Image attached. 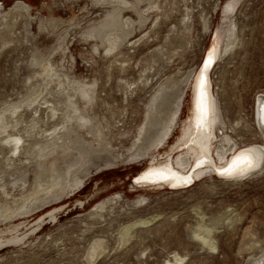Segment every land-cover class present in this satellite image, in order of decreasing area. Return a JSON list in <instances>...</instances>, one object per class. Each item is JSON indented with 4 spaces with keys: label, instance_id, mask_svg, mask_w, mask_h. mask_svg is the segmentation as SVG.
<instances>
[{
    "label": "rangeland",
    "instance_id": "374dc122",
    "mask_svg": "<svg viewBox=\"0 0 264 264\" xmlns=\"http://www.w3.org/2000/svg\"><path fill=\"white\" fill-rule=\"evenodd\" d=\"M15 1L0 0V12L9 10ZM24 1L31 6L32 19L23 13L16 21L9 20L10 28L0 31V108L31 93L32 84L25 78L33 70L29 66L32 52L37 48L39 55L47 56L56 47L50 59L57 62L60 70L72 78H83L87 83L96 77L98 90L107 103L97 100L91 111L104 114L103 123L105 119L110 122L120 119V130L127 131L121 136L123 144L128 145L135 139L150 96L160 81L189 69L197 71L216 34H224V43L227 27L234 21L238 44L228 55L218 58L210 70L211 95L216 106L220 105L225 121L217 123L215 132L218 141L220 136L234 137L240 145L261 141L255 116L257 98L264 96V0H167L158 11V23L154 27L151 25L156 17L154 9L143 12L148 6L147 0L138 4L141 13L147 16L140 27H137L136 12L128 6L123 10L124 17H130L136 25L128 40H137L147 30L149 33L130 50L129 64L123 71L116 63L109 65L106 59L92 53L93 40L85 41L80 36L82 30L103 18L111 4L99 0ZM225 9H229L228 18H225ZM186 13L189 17L183 25L180 19ZM203 17L208 20V30L202 28ZM50 19L61 20L54 30L49 27ZM40 24L48 27L41 30ZM60 43L63 49L58 48ZM91 53L95 62L86 61ZM126 80L135 81V89L125 88ZM189 93L183 98L169 135L147 150L149 157L145 153L137 160L92 168L80 184L62 196L47 201L25 216L13 218L12 222L18 226L16 230L10 231L12 224L0 223L4 234L21 237L35 227L40 217L56 213L55 218L46 219L34 233L0 249V264H166L165 260L172 259L173 252L183 258L184 264H253L251 259L261 256L264 247V165L257 173H247L237 181L205 172L191 185L178 189L152 188L132 182L151 160L156 162L167 156L174 160L176 157L178 152L171 155L175 149L170 150V147L189 116ZM27 110L24 114L29 118ZM235 119H240V123L228 127ZM48 122L50 125V120ZM111 129L112 134L116 133ZM88 132L83 129L79 135L89 139ZM116 136L112 142H118ZM214 145L212 141L211 149ZM119 195L123 207H115L107 216V222L114 218L109 224L104 221L93 224L92 229L85 232L81 229L85 224L78 220L79 217L95 209L104 198L118 199ZM153 215L148 226L135 227L127 243L117 244L120 225L136 217ZM203 225L210 227V235L216 243L214 249L193 236V231ZM96 237H105V250L89 263L86 255ZM257 263L264 264V261Z\"/></svg>",
    "mask_w": 264,
    "mask_h": 264
},
{
    "label": "bare ground",
    "instance_id": "6f19581e",
    "mask_svg": "<svg viewBox=\"0 0 264 264\" xmlns=\"http://www.w3.org/2000/svg\"><path fill=\"white\" fill-rule=\"evenodd\" d=\"M99 1L111 4L112 7L106 10L102 19L82 30L80 36L85 41L93 40L95 44L91 47L92 53L98 54L101 59H106L109 65L116 63L118 68L123 71L129 64L130 50L135 49L149 33V30H145L146 32L143 35L141 33L142 36L139 35L137 40L129 41L128 37L133 34L136 25L133 19L128 16L124 17L123 10L128 6L132 8L138 17L137 27H140L147 20V16L141 13L138 7V4L143 0H134V2L129 0ZM147 1L148 6L143 12L154 9L156 17L151 23L154 27L158 23V11L163 8V4L167 0ZM30 10L29 3L24 0H16L9 10L0 12V31L10 28L12 25L9 20L16 21L23 13L32 19ZM228 12L229 9H225V18H228ZM188 17L186 13L180 19L183 25L187 23ZM60 22L61 20L50 19L48 24L54 30L53 28L56 29ZM40 23L42 24L41 21ZM12 24L14 26V22ZM41 24L39 28L42 30L46 26ZM202 24L204 30L209 29L206 17L202 18ZM235 26L234 21L228 25L224 43L222 42L224 34H216V38L208 50L209 54L212 55L211 63L215 64L218 58L225 54L228 55L233 47L238 44ZM6 43L8 42L6 41ZM99 47H102V50ZM58 48L63 49V45L60 43ZM55 49L57 48L54 47L47 56L39 55L37 48L36 51L32 52L29 66L33 70L25 78L28 84H32L31 91H29L31 93L23 99L10 101L9 104L0 108V161L3 163V167L0 168V223L12 224L10 231L18 228L12 222L13 218L25 216L24 214L43 206L47 201L50 202L52 199L62 196L65 191L80 184L84 175L90 172L92 168L98 169L101 165L110 166L121 161L126 162L129 159L137 160V157L147 154L149 152L147 150L153 145H159L163 142L176 122L184 102L183 98L188 92H190L189 116L181 134L170 147V150L175 149L171 155L178 152L176 157L174 160L171 159V156L156 162L151 160L150 164H146L144 170L133 179L134 183L152 188L168 186L172 189H178L191 185L192 181L205 172L237 181L247 173L250 175L257 173L264 165V129H262L258 115L259 106L264 104V100H258V98L264 97L263 95L257 98L255 116L261 141L240 145L231 136H220L218 141L215 127L220 120L223 124L225 121L220 105L216 106L214 96L211 95L212 80L210 74L209 77H205L208 98L207 122L204 127L198 128L194 97L196 77L199 75L200 69H198L199 67L197 71L196 69H189L180 75L160 81L150 96L144 121L139 126L134 136L135 139L125 145L121 136L127 131L120 130L119 122L121 120L113 118L114 120L110 122L105 119L103 123L101 119L106 116L95 110L91 111V107L97 100H101L103 104L107 103L98 90L96 77H92L94 79L89 83L84 82L83 78L81 80L70 77L57 67L56 61L50 59ZM92 53L86 58V61L95 62ZM128 81H124L125 88L132 91L135 89V81ZM146 81L147 78L144 82L146 83ZM27 109L30 112L29 118H26L24 114ZM113 112H110L111 116L114 115ZM239 123L240 119H235L234 122L229 123L230 126L228 127L237 126ZM111 128H114L116 133L112 134ZM83 129L89 130V139L79 135L80 130ZM114 136L119 138L118 142L111 141ZM212 141H215V145L211 149ZM246 148L256 150L254 166L234 175H222L219 170L236 162L235 158ZM147 157H149V153ZM119 198L106 197L95 206V209L93 208L94 210L92 209L83 217H79L78 220L85 224L81 229L87 231L93 224L107 222V216L114 212L115 207H123L122 203L124 202H122L121 195ZM55 217V212L46 217H40L36 221L35 227L21 237L7 236L1 231L4 228H0V249L7 244L26 238L30 233L41 228L46 219ZM154 217L155 215L143 218L136 217L120 225L117 228L118 236L115 240L117 244L127 243L134 235L136 226H148ZM112 219L114 218H109L108 222ZM199 227L198 231H193V236L206 247L214 249L216 243L210 235V227L206 225ZM105 246V237L94 239L86 255L89 263H93L104 252ZM171 254L172 259H166V264H184L183 258L178 253L173 252ZM258 257L252 258L251 262L258 264V261H264V247L261 256Z\"/></svg>",
    "mask_w": 264,
    "mask_h": 264
},
{
    "label": "snow or ice",
    "instance_id": "6c2138e0",
    "mask_svg": "<svg viewBox=\"0 0 264 264\" xmlns=\"http://www.w3.org/2000/svg\"><path fill=\"white\" fill-rule=\"evenodd\" d=\"M212 55L205 59L203 66L200 68L199 75L196 77L195 86V110H196V125L198 128L204 127L207 122L208 116V98L206 94V81L205 73L211 64ZM258 100H264V97H259ZM259 119L262 123V129H264V104H261L258 109ZM256 150L253 148L243 149L236 162L229 164L227 168H221L219 171L222 175H234L244 170L251 168L255 164Z\"/></svg>",
    "mask_w": 264,
    "mask_h": 264
},
{
    "label": "water",
    "instance_id": "95a60500",
    "mask_svg": "<svg viewBox=\"0 0 264 264\" xmlns=\"http://www.w3.org/2000/svg\"><path fill=\"white\" fill-rule=\"evenodd\" d=\"M209 48H210V46H208V47L206 48L205 53H204V56H203V59H202V61H201V63H200V66H199L198 69H200V68L203 66L205 59L209 57V52H208ZM213 64H214V63L212 62V63L210 64V66L208 67V69H207V71H206V73H205V77H206V76L209 77L210 70H211ZM190 170H191V169H190ZM140 172H141V171H140ZM215 175H216V174H215ZM136 176H137V175H136ZM136 176H135V177H136ZM216 176H217V175H216ZM133 179H134V177H133ZM194 181H195V180H194ZM194 181H192L190 184H192ZM132 182H133V180H132ZM132 185H133V184H132ZM167 187H168V186H167ZM49 214H50V213H49Z\"/></svg>",
    "mask_w": 264,
    "mask_h": 264
}]
</instances>
